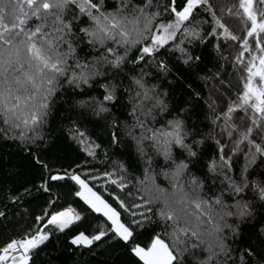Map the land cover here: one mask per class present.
<instances>
[{
  "label": "snow or ice",
  "instance_id": "snow-or-ice-1",
  "mask_svg": "<svg viewBox=\"0 0 264 264\" xmlns=\"http://www.w3.org/2000/svg\"><path fill=\"white\" fill-rule=\"evenodd\" d=\"M0 141L38 174L0 189V264H53L60 235L264 264V0H0Z\"/></svg>",
  "mask_w": 264,
  "mask_h": 264
},
{
  "label": "trees",
  "instance_id": "trees-1",
  "mask_svg": "<svg viewBox=\"0 0 264 264\" xmlns=\"http://www.w3.org/2000/svg\"><path fill=\"white\" fill-rule=\"evenodd\" d=\"M209 59L210 57L206 53L204 64L210 68ZM232 71V69H228L229 75ZM179 91L178 88L177 92ZM55 127L56 124L53 125L54 129ZM55 153L58 164L64 166H67L74 158L72 148L63 141V138L58 140ZM32 181H38V174L31 167L26 152L17 143L0 141V189H7L13 185ZM65 194L68 202L74 201L70 189L66 188ZM39 210L40 202L33 201L31 204L22 206L17 216L9 219L19 220L23 224L24 219L22 217L28 216L30 218L31 214H39ZM16 226L15 223L0 222V243H3L7 236L12 234V229ZM45 251L53 253L51 257L53 264H135L134 257L124 251L122 243H113L111 247L105 245L104 248L94 249L92 255L86 251L81 255V250H72V246L68 244V236L60 235L58 239L52 240ZM41 259L46 260L47 257L42 256Z\"/></svg>",
  "mask_w": 264,
  "mask_h": 264
}]
</instances>
